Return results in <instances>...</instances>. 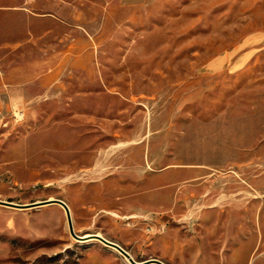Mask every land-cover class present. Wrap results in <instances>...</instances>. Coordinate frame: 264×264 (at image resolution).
Wrapping results in <instances>:
<instances>
[{"label": "rangeland", "instance_id": "rangeland-1", "mask_svg": "<svg viewBox=\"0 0 264 264\" xmlns=\"http://www.w3.org/2000/svg\"><path fill=\"white\" fill-rule=\"evenodd\" d=\"M51 198L138 263L264 264V0H0V201ZM0 264L129 263L51 205L0 206Z\"/></svg>", "mask_w": 264, "mask_h": 264}, {"label": "water", "instance_id": "water-1", "mask_svg": "<svg viewBox=\"0 0 264 264\" xmlns=\"http://www.w3.org/2000/svg\"><path fill=\"white\" fill-rule=\"evenodd\" d=\"M50 205H58V206H61L64 208L65 213H66V217H67V224H68L69 232L75 240H77L79 242H84V241L91 240V239L99 241L100 243L104 244L105 246L117 250L124 258L129 260L131 264H165L164 262L156 260V259L148 260V261H145L143 263H138V262L134 261V259L130 256V254L127 251H125L122 247H120L119 245H117L113 242L106 240L105 238H103L101 236L91 235L92 236L91 239H84L85 238L84 236L76 235V233L74 231V227H73V222H72L70 210L68 209L65 202H63L62 200H59V199H54L52 201L47 200V201H43V202L34 203L32 205H14V204L9 203V202L0 201V206L13 207V208L20 209V210L35 209V208H41V207L50 206Z\"/></svg>", "mask_w": 264, "mask_h": 264}, {"label": "bare ground", "instance_id": "bare-ground-1", "mask_svg": "<svg viewBox=\"0 0 264 264\" xmlns=\"http://www.w3.org/2000/svg\"><path fill=\"white\" fill-rule=\"evenodd\" d=\"M256 198V197H255ZM52 200H54L53 198H51L50 199V201H52ZM66 204V203H65ZM67 205V207H68V209L70 210V213H71V208H70V206L68 205V204H66ZM51 206V205H50ZM44 207H46V206H44ZM61 207V206H60ZM42 208V207H41ZM63 208V207H62ZM64 209V208H63ZM65 211V210H64ZM71 217H72V215H71ZM134 217L132 216L130 219H133ZM73 222V221H72ZM74 227V226H73ZM75 231V230H74ZM98 236H100V235H98ZM91 235H89V234H87V235H85V238L84 239H91ZM92 240V239H91ZM87 241H90V240H87ZM87 241H84V242H87ZM113 250H115V249H113ZM117 251V250H116ZM118 252V251H117ZM119 253V252H118ZM120 254V253H119ZM121 255V254H120ZM131 256V255H130ZM132 257V256H131ZM133 258V257H132ZM126 259V258H125ZM126 261L129 263V264H131L130 263V261L129 260H127L126 259ZM135 261V260H134Z\"/></svg>", "mask_w": 264, "mask_h": 264}, {"label": "crops", "instance_id": "crops-1", "mask_svg": "<svg viewBox=\"0 0 264 264\" xmlns=\"http://www.w3.org/2000/svg\"><path fill=\"white\" fill-rule=\"evenodd\" d=\"M52 206H58V205H52ZM51 207V206H50ZM59 207V206H58ZM206 230H207V234H209V232H210V228H209V226L207 225L206 226ZM107 240V239H106ZM109 241V240H108ZM99 242V241H98ZM102 244V243H101ZM116 244V243H115ZM104 245V244H103ZM118 245V244H117ZM107 247V246H106ZM121 247V246H120ZM110 248V247H109ZM112 250H113V248H111ZM160 261V260H159Z\"/></svg>", "mask_w": 264, "mask_h": 264}]
</instances>
